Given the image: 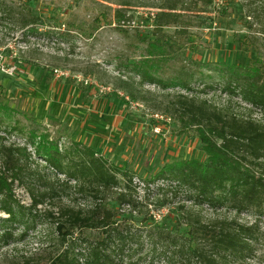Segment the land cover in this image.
<instances>
[{
	"label": "trees",
	"instance_id": "16d2710c",
	"mask_svg": "<svg viewBox=\"0 0 264 264\" xmlns=\"http://www.w3.org/2000/svg\"><path fill=\"white\" fill-rule=\"evenodd\" d=\"M88 1L98 12L92 18L91 28L102 23L134 22L127 9L134 0H103L108 4ZM38 3L39 0H0V26L19 30L23 38L49 36L50 32L40 33L38 23L43 18L37 12ZM215 6V0H159L155 7L160 12L153 16L152 31L134 36L139 40L141 52L137 58L132 57L128 67L138 82L119 80L120 88L134 102L147 103L146 96L152 94L145 90L147 84L157 85L162 91L173 88L185 91L162 94L160 104L152 108L173 117L182 130L195 128L205 161L182 159L167 163L146 180V192L140 199L134 175L109 165L93 148L77 149L73 158L61 153L45 137L36 143L35 134L31 133L30 144L47 162L41 173L26 165L22 155L26 148L8 145L0 137L2 264L264 263L261 227L257 221H240L243 213L264 216V121L242 118L192 93L194 83L203 81L197 69L214 66L224 91L241 97L264 114V4L258 0L249 3L250 30L234 36L241 59L199 65L194 63L198 51H190L185 41L192 26L187 19L194 13L212 11ZM255 25L253 32L251 28ZM170 30H174L173 35H169ZM88 34L93 35L94 30ZM166 68L175 71L168 73ZM88 71L94 74L93 70ZM5 92L0 86V98ZM16 183L26 189L30 205L18 198ZM153 185L157 189L151 199ZM72 190L86 199L84 206H74L65 200L55 202L61 192ZM179 195L182 198L176 212L170 213V216L177 214L175 222L168 223L165 218L157 223L146 217L144 208L150 201L167 206L169 196L176 199ZM205 206L216 215L205 218ZM125 208L130 214L145 215L144 224L137 226L130 222L122 214ZM222 210L227 215L218 214ZM39 224L52 229L51 243L30 253L15 249ZM181 227L186 228L185 232H180ZM11 247L12 253L4 252Z\"/></svg>",
	"mask_w": 264,
	"mask_h": 264
},
{
	"label": "rangeland",
	"instance_id": "374dc122",
	"mask_svg": "<svg viewBox=\"0 0 264 264\" xmlns=\"http://www.w3.org/2000/svg\"><path fill=\"white\" fill-rule=\"evenodd\" d=\"M82 1L79 4V0H39L37 12L43 19L38 26L41 34L50 32L49 36L23 38L19 30L0 26V86L6 89L0 98V137H4L8 145L26 148L22 151L26 165L41 173L47 162L30 144L31 133L35 134L36 143L45 137L61 153H68L73 158L77 149L93 148L109 165L134 175L139 197L143 199L146 180L167 163L206 159L195 128L182 130L173 117L152 108V105L160 104L162 94L185 91L180 88L162 91L157 85L147 84L145 90L154 96L147 95L146 103L132 101L120 88V79L128 80L130 84L138 82V77L130 74L128 67L132 57L137 58L141 52L139 40L134 36L152 31L153 16L160 12L155 7L159 0L132 1L133 6L127 8L128 16L134 17L131 25L102 23L94 28H91V21L98 12L88 0ZM251 1L215 0L214 10L194 13L187 19L192 26L185 34V41L189 43L190 51H198L194 63L217 65L242 58L234 36L250 30L248 13L251 10L248 6ZM259 1L264 4V0ZM90 30H94L93 35L88 34ZM251 30L256 31V25ZM173 31L170 30L169 35H173ZM174 71L166 68L168 73ZM87 72L90 74L85 75ZM197 72L203 81L194 83L193 94L242 118L264 121L259 108H253L241 97L223 90L220 74L214 66L198 68ZM60 177L65 179L63 175ZM151 189V199H154L157 185ZM16 194L30 205L29 194L17 183ZM59 197L55 199L56 203L61 200L74 206L87 203L73 190L61 192ZM181 198L180 195L176 199L169 196L167 206L150 201L144 208L148 213L146 217H152L157 223L165 218L168 223L175 222L177 214L170 216V213L176 212ZM111 205L118 207L113 202ZM222 212L218 214L227 215ZM122 214L137 226L145 222V215L130 214L128 208L122 209ZM215 215L207 206L203 208L205 218ZM229 216L233 217L234 213L230 212ZM240 221H257L264 233V216L243 213ZM51 230L47 224H39L15 249L27 253L42 250L51 243ZM185 230L181 227L180 232ZM13 248L4 252L12 253ZM261 260L264 261V257Z\"/></svg>",
	"mask_w": 264,
	"mask_h": 264
},
{
	"label": "built area",
	"instance_id": "2783aa9c",
	"mask_svg": "<svg viewBox=\"0 0 264 264\" xmlns=\"http://www.w3.org/2000/svg\"><path fill=\"white\" fill-rule=\"evenodd\" d=\"M159 116H157V118H158ZM167 120V119H166Z\"/></svg>",
	"mask_w": 264,
	"mask_h": 264
}]
</instances>
